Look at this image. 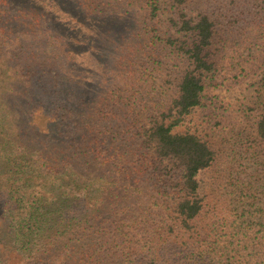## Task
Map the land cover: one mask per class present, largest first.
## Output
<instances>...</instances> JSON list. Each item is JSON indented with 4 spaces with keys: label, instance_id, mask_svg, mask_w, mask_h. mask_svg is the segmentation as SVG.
<instances>
[{
    "label": "trees",
    "instance_id": "trees-1",
    "mask_svg": "<svg viewBox=\"0 0 264 264\" xmlns=\"http://www.w3.org/2000/svg\"><path fill=\"white\" fill-rule=\"evenodd\" d=\"M0 264H264V0H0Z\"/></svg>",
    "mask_w": 264,
    "mask_h": 264
},
{
    "label": "rangeland",
    "instance_id": "rangeland-1",
    "mask_svg": "<svg viewBox=\"0 0 264 264\" xmlns=\"http://www.w3.org/2000/svg\"><path fill=\"white\" fill-rule=\"evenodd\" d=\"M121 27H123V25L118 26L115 31L113 28L111 30L107 29V34L105 35L103 33V35L108 39L98 45L100 49L97 53H92L93 55L90 54L89 56L90 66L95 65L96 68L97 64L102 65L98 70L99 78L96 75L95 69L91 71L92 75L98 79L95 85L91 87L92 89H95L99 83L102 84V81L106 78V68H111V65L113 64L114 54H109L108 48L110 45L108 44L111 43V40L113 39L111 37H114V34H121L124 31ZM111 45L114 46V43ZM227 62L231 64L230 69H225L224 65L227 64L226 62L220 65V71L217 72L212 85H209L205 92V107L201 108L193 115L190 127L193 128L194 126V128L199 130L200 133L203 132L205 134L206 132H209L208 129L205 128L204 122L208 121L211 115H214L215 113L222 114L227 110L226 114L232 112L233 117L236 115L237 117H240L242 111H244L247 106L246 103L255 95V79L253 77H245V75L240 72L238 66H233L234 64H240L239 59ZM246 66H248V64L244 65L245 68ZM210 137L212 138L213 136L210 135Z\"/></svg>",
    "mask_w": 264,
    "mask_h": 264
}]
</instances>
